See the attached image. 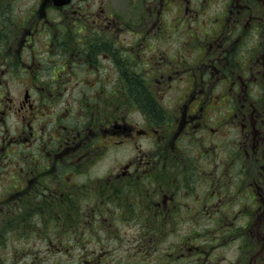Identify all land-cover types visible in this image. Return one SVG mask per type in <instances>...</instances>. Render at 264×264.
I'll list each match as a JSON object with an SVG mask.
<instances>
[{
  "label": "flooded vegetation",
  "instance_id": "flooded-vegetation-1",
  "mask_svg": "<svg viewBox=\"0 0 264 264\" xmlns=\"http://www.w3.org/2000/svg\"><path fill=\"white\" fill-rule=\"evenodd\" d=\"M130 1L0 0V204L63 203L59 249L120 264H264V0Z\"/></svg>",
  "mask_w": 264,
  "mask_h": 264
},
{
  "label": "trees",
  "instance_id": "trees-1",
  "mask_svg": "<svg viewBox=\"0 0 264 264\" xmlns=\"http://www.w3.org/2000/svg\"><path fill=\"white\" fill-rule=\"evenodd\" d=\"M129 89L130 95L127 93V96H129L130 99L132 97L138 99L149 113L151 112L157 116L161 114V110L158 108L157 104L153 102L142 83L133 76L129 79ZM35 158L37 159V157ZM68 211L69 209L65 208L63 203L37 204V202L29 201L28 204H24L23 206L1 203L0 248L4 250L8 249L12 252V261L7 264H14L16 259L25 252H66L60 250L59 247L68 246L71 234L68 231L60 230V224L69 221ZM46 213H49L48 217H50V219H47ZM62 217H64L63 220ZM37 224L41 226L37 227ZM48 225H50L52 229L48 228ZM89 238H91V236H89ZM8 239H10L9 243H7ZM183 241L191 243L187 237H184ZM111 242L113 245L116 244L115 239H112ZM70 251H81L86 253L80 257V261L84 264H120V262H114L116 257L121 254L119 252L110 251L100 255L98 251L69 250L68 252ZM111 252L115 254L112 255ZM107 256H109L108 259H106ZM100 259H105V261L98 262ZM85 260H90V262L86 263ZM3 264L6 263L3 262ZM171 264H173V262Z\"/></svg>",
  "mask_w": 264,
  "mask_h": 264
},
{
  "label": "rangeland",
  "instance_id": "rangeland-1",
  "mask_svg": "<svg viewBox=\"0 0 264 264\" xmlns=\"http://www.w3.org/2000/svg\"><path fill=\"white\" fill-rule=\"evenodd\" d=\"M104 6L107 9V13H110V16L113 15L116 19H119L120 21H123V23L130 21L134 15H136L135 7L131 3L130 0H103L102 2ZM214 5H206L204 9L200 11V14H202V17L200 19H207L208 16L212 14V11L214 10ZM175 18V13L171 12L167 18L166 22L167 24H171ZM129 33H122L121 35H126ZM169 35L168 33H164V36ZM161 47H166L167 44H159ZM230 135H232L230 133ZM234 136V135H232ZM132 152V149L130 146H123L119 148H112L108 149L104 155L100 156L98 159L90 160L87 163V166L85 167V171L89 170L90 174L93 176H99L104 174L112 165H116L120 161L126 159ZM191 152V151H190ZM141 187L145 185V181H142L139 183ZM128 189H134L133 187L129 186ZM199 190V188H198ZM225 190V189H224ZM114 202V201H111ZM117 202V201H116ZM201 202H191L190 205H194L196 207H199ZM190 210V209H189ZM188 210V211H189ZM210 222L208 219H196V220H188L186 218L185 221H180L179 225L181 227L183 226H191L194 227L195 230H198L202 232L204 227ZM127 227V226H126ZM99 237L101 239H106L107 236L104 234V232H99ZM95 237L91 236V239ZM202 240V237L200 238ZM10 239L7 240V243H9ZM112 243V242H111ZM233 246H236L234 244ZM234 250L235 253V247H231ZM232 250V251H233ZM112 255H114V252H111ZM86 253L81 251H66V252H25L21 254L19 258L16 259L14 264H84L81 262V256L85 255ZM232 252H229L228 255H231ZM234 255V254H233ZM42 257V258H41ZM45 257V258H44ZM12 261V252L8 249L4 250L0 248V264H3V262L10 263Z\"/></svg>",
  "mask_w": 264,
  "mask_h": 264
}]
</instances>
